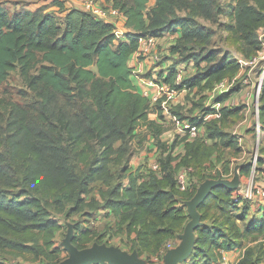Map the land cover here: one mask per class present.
Returning <instances> with one entry per match:
<instances>
[{"label": "trees", "instance_id": "obj_1", "mask_svg": "<svg viewBox=\"0 0 264 264\" xmlns=\"http://www.w3.org/2000/svg\"><path fill=\"white\" fill-rule=\"evenodd\" d=\"M235 1L229 16L236 21V32L255 49L260 48L258 29L264 26V0ZM51 2L57 10H47L48 5L11 9L7 3L0 2V84L12 70L18 69L24 84L38 98L40 118L47 124L54 123L57 128L53 147H47L45 152L39 151L37 146L31 148L29 156L36 165L26 164L21 176L6 158L3 159L5 167L0 166V180H5L0 181V264L9 262L2 252L41 264L62 260L64 248L55 242L56 233L62 227L51 209L65 212L69 217L72 212L82 210L84 205L97 208L98 204L114 218L116 230H124L127 239L134 234L128 250L137 249L149 263H158L168 249L167 243H178V235L189 220L184 201L194 195L204 179L232 174L228 165L215 176L201 174L199 170L204 158L214 152H211L213 147L200 139L186 143L182 157L174 162L172 146L166 145V140L158 134L159 127L148 119L149 99L132 82L129 58L138 52L142 37H161L180 29L182 35L170 49L172 53H185L184 58L189 59L194 56L186 54L190 38L209 40L210 34L192 15L179 14L175 0H154L152 5H149L150 0H107L123 16L127 28L123 37H117L114 24L86 10L66 8L63 0ZM200 2L209 18L223 13L214 0ZM195 58L206 61V65L183 79L177 88L192 87L203 79L220 80L227 71L239 67L230 55L217 58L213 51H201L200 58ZM175 72V66L168 68L162 79L175 85ZM231 91L219 94L217 101L225 99ZM61 99L68 106H78V116L85 131L77 121H72L68 108L58 109ZM242 107L223 106L219 112L225 117H235ZM258 119L263 130L259 151L263 152L264 79L259 94ZM19 124L22 123L19 121ZM75 124L79 126L75 128ZM140 125L157 130L156 137L161 146L159 169L145 177L141 167L125 164L121 174L126 182L119 180L105 192H100L102 202L86 203L83 194L87 193L98 170H106L105 161L113 150L112 142L115 139L131 140ZM224 127V123L211 125L208 137L219 138L224 147L235 146L233 155L236 156L241 150ZM83 134L103 148L100 165L86 167L85 153L79 147ZM259 161L258 168L264 174V159ZM180 165L190 168L187 175L194 167L198 181H186L181 188L176 178L182 169L177 172ZM250 168L251 163L244 161L239 173L246 175ZM6 186L18 188L10 192ZM235 193L236 189L224 185L210 191L198 207L203 224L195 230L193 251L178 264H215L222 259L224 250L242 248L245 242L259 238L262 240L257 245L245 247L235 264H258L264 258V210L259 215V209L247 219L248 197ZM102 233L94 238L93 231L81 229L78 222H74L72 242L82 248L94 241L103 242L104 236L106 242L108 236L114 237L106 229Z\"/></svg>", "mask_w": 264, "mask_h": 264}, {"label": "rangeland", "instance_id": "obj_2", "mask_svg": "<svg viewBox=\"0 0 264 264\" xmlns=\"http://www.w3.org/2000/svg\"><path fill=\"white\" fill-rule=\"evenodd\" d=\"M214 1L219 4L223 13H215L216 15L214 18H209L206 16L205 7L200 0H175L177 12L181 15H192L200 25L205 26V31L210 34V39L205 40L200 37H191L186 54L192 53L194 56L185 59V53H172L170 49V46L176 44L181 37V30L177 29L173 32L166 33V35H163L165 37L162 39L159 37V41L157 40L155 45L146 53L147 56L151 55V59L153 60L149 72L145 75H140L139 73H137V75L149 77L157 72L156 76L159 80H162L168 68L175 66L176 68L181 67L185 70L183 79H186L200 71L199 69H202L206 65V61L199 59L201 51H203V53L206 51H213V53L217 55V58L230 55L231 59L237 62L241 59L244 61L248 60L250 57L257 55L259 51H264V26L258 29V39L260 40L261 47L255 49L254 45L248 44L240 38V33L238 31L236 32V21L232 20L229 16L232 6L236 4V1ZM153 3L154 0H150L149 5ZM23 4L24 1H12L9 6L11 9L13 7L14 9H22L24 8ZM195 57L199 60L196 61ZM139 58H142V55H140ZM249 68V66L243 67L239 65L236 70L227 71L220 80L203 79L200 84L192 87L183 85L179 88V95L168 97L166 94H162L158 101L148 110L150 118L160 119V121L157 122L160 126L159 136L165 137L164 139H166V141L164 142H166V145L169 147L172 146V150L176 147L175 150L177 149V154H175L176 159L174 162L182 157L185 144L196 139L208 143L206 145L213 147L211 152H214L212 155L210 153L207 158H204L199 170L202 175L210 174L215 176L218 174V171L228 165L231 168V174L233 176L235 164L249 161L251 163V168L249 173L246 174L248 182L240 185L239 188L245 187L259 179L255 177L256 170H259V159H264V156H260V148L259 143L257 144L256 136L254 139L250 135L249 141H245V139L238 140L241 131L246 127L243 125L244 122L247 124L249 123V125L253 124L254 126L253 105H251L250 114L248 115V117H251L252 122L246 118L242 123L241 121L243 117H245L243 113H238L235 117H225L219 110L223 106H226V108H233L235 103H241L243 97L239 94L240 87L244 86L245 91L251 89L249 77H244L247 80L246 82L241 77ZM254 74L255 73H251V77H253ZM224 79L228 81L227 91L231 89L232 91L225 99L217 101L219 94L225 90L219 92L220 90H217L216 86L219 81ZM232 80L233 82H231ZM37 99L36 94L24 84L18 69L12 70L6 80L0 84V166L3 168L5 167L4 158L8 161L10 160L13 168L19 171V176H21L25 170L23 167L29 162L32 165H36V161H33L29 156V153L32 151L31 148L37 146L39 151L48 150L47 147L52 146V142L55 139L54 137H56L57 128L55 124H47L40 118ZM242 104L243 103H241L240 106H242ZM67 108L70 111L72 121H77L83 128V131H85L83 122H81L78 116L80 114L78 106H68L61 99L58 102V109L66 110ZM23 114H25L24 118L22 116ZM19 121L22 123L21 125ZM222 123L225 124V131L230 133L233 142H236L235 144L241 150V152L236 155V159H233L235 146L224 147L220 144L219 138L208 137V127ZM78 124H75V128L79 126ZM190 125L199 127L195 137H190L188 134L187 127ZM148 130L135 131L134 137L131 140L122 141L115 139L112 142L113 150L105 161L106 170H98V174L90 183L87 193L83 194L86 203H91L92 201H97L98 203L102 202L103 196L100 192H105L119 180L126 182L125 177L121 174V167L125 164L131 165L132 167H141V174L145 177L155 171L153 165L154 163H159L161 146L160 142L157 141V130L153 127H148ZM216 142L218 144L214 145ZM79 147L83 149L85 153L86 167L96 166L102 163L99 159L102 156L103 148L96 140H90L86 134H83ZM253 162L255 164L254 166ZM183 166L184 165L178 166L177 172ZM191 168L192 170L187 175V183L194 179L198 181V175L194 172L195 168ZM0 181L5 180L1 179ZM10 184L12 185V182H10ZM3 185L5 186V184ZM5 188L10 192H14L18 187L6 186ZM251 201L252 199L248 198L249 207ZM245 204H247V202H245ZM239 206L241 207L242 205L239 204ZM95 207L97 208L84 205L82 210L72 212L69 217L65 215V212H57L51 209L54 217L60 222L62 227L56 233V244L62 246L61 241L67 231V223L78 222L81 229L88 228L93 231L94 238L103 235L102 232L106 229V231L113 234V238L116 239L113 242H124L126 246L124 249L128 250L131 238L127 239L125 237L124 230H116L114 218L108 215L106 209L99 207V204ZM238 211L244 213L243 210ZM247 217L246 214V218ZM105 238L107 237L104 236L101 239L105 241ZM108 239L111 240L112 237L108 236ZM261 240L262 238L255 241H247L245 242V246L257 245ZM1 254L9 260L7 264H41L39 261L13 256L7 252H2ZM67 254V251L64 249L60 257L65 258Z\"/></svg>", "mask_w": 264, "mask_h": 264}, {"label": "water", "instance_id": "obj_3", "mask_svg": "<svg viewBox=\"0 0 264 264\" xmlns=\"http://www.w3.org/2000/svg\"><path fill=\"white\" fill-rule=\"evenodd\" d=\"M242 165L243 162L235 164L231 178L209 177L199 183L194 195L184 201L189 220L186 222L183 231L178 235V243L166 249L162 261L154 264H178L188 258L195 246V230L203 224L198 209L199 205L215 186L224 185L230 189H238L241 185L239 170ZM73 234L74 223L68 222L67 231L61 241L63 248L68 253L67 256L57 263L43 264H151L139 255L137 249L127 250L106 241H94L88 246L79 248L72 242Z\"/></svg>", "mask_w": 264, "mask_h": 264}, {"label": "built area", "instance_id": "obj_4", "mask_svg": "<svg viewBox=\"0 0 264 264\" xmlns=\"http://www.w3.org/2000/svg\"><path fill=\"white\" fill-rule=\"evenodd\" d=\"M82 7H83V10H86L90 12L91 14H93L94 16L101 18L103 20H106V21L110 19L112 14H121L117 9H114L111 6H108L106 4L98 3L97 0H84ZM116 30L117 29L115 27V33H116ZM158 39L159 37L152 36V35H147V36L142 37L140 40L137 53L140 55L146 54L150 50V48L155 45ZM238 62L241 63L239 64L240 66L250 67L247 70V72H244L242 74L241 77L243 78V80H245V82L247 80L244 77L245 76L249 77V84H251V89H250L251 91L250 90L245 91V97L241 100V103H243L242 106L253 105L252 112L255 117V122H254L255 136H256V140L258 144L259 139L263 132L261 125L259 123V119H258V103H259V94L261 92L262 83L264 79V51L261 50L258 52L257 55L250 57L248 60L244 61L243 59H241ZM156 73L146 78L147 85L149 87L154 86L155 91L149 90V87L143 88L140 90L138 89L142 95L148 97L150 106L154 105L162 94H166L168 97L179 95V88H177L176 86L181 85L185 70L181 67L176 68V72L174 76L175 85H171L165 82L163 79L159 80L158 77L156 76ZM251 73H255L253 77H251ZM231 82H233V80ZM227 83L228 81L225 79L219 81V83L216 86L217 90H220L219 92H222L224 90L227 91L228 89ZM245 120H246V117H244V121ZM198 128L199 127L196 125L188 126L187 129H188L189 136L195 137L199 130ZM254 165L255 164L253 162V166ZM153 168L154 170H158L159 169L158 163H154ZM189 169H190L189 167H184L177 174V177H176L177 182L181 188H183L184 185L186 184V176H187ZM235 194H238L243 197H248V198H252L253 194H257L263 197L264 189L262 186L256 185L254 182H252L251 184H248L245 187L236 189ZM166 246L169 248L175 245H173L171 242H168Z\"/></svg>", "mask_w": 264, "mask_h": 264}, {"label": "crops", "instance_id": "obj_5", "mask_svg": "<svg viewBox=\"0 0 264 264\" xmlns=\"http://www.w3.org/2000/svg\"><path fill=\"white\" fill-rule=\"evenodd\" d=\"M12 1H14V2H22V1H24V4H23L24 7L30 8V9H35V8L41 6V5H48L47 10H53V11L57 10L56 6L54 4H52V2H51L52 0H0V2H4L5 4L7 3L8 5H11ZM63 1H64V6L66 8L76 7V8H79V9H83L82 4H83L84 0H63ZM97 1H98V3H102V4H106V5L110 6V4L107 2V0H97ZM16 4H18V3H16ZM61 14H64V13L62 12ZM108 22H110V23L115 25V27L117 29L116 30L117 36L118 37H123V34H124V32L127 31V28L124 26V19L121 16V14H112V16L110 17ZM164 35H166V33ZM164 37L165 36L161 37V39L164 38ZM141 55H142V58H139L138 53L134 52V53H132L130 55V58H129V65L132 68V74H131L132 82L136 86V88L139 89V90L143 89V88H147L149 86L147 85V82H146L147 76H138L137 73H139L140 75H145L146 73H148L149 72V68L151 67L152 61H153L151 59L152 58L151 55H148V56L146 54H141ZM149 90L155 91V87L151 86V87H149ZM239 94L243 98L245 97V88H244V86L240 87ZM239 104H240V102L239 103H235V106H239ZM250 108H251V105H246V106L244 105L242 107V109L239 111V113H243L244 116L246 118H248V120L251 121V117H248V115L250 114V110H251ZM163 112H165V111H163ZM148 119L149 120H153L155 125L160 127L157 124V122H159L160 119L150 118L149 117V112H148ZM253 120L255 121V117L253 118ZM241 122L242 123L244 122V117H243ZM243 125H244V127L245 126L246 127L243 129V131H241L240 135L238 136V140L240 141L242 139H245V141H249V136L250 135L255 139V127L253 126V124L249 125V123L247 124L246 122H244ZM137 130H139V131L148 130V127L146 125H140L139 127L136 128L135 131H137ZM160 137L162 139L165 138V137H162V136H160ZM164 140H166V139H164ZM175 148L172 150V154L173 155L177 154L176 153L177 149L175 150ZM260 156H264V151L260 152ZM233 159H236V156H234ZM262 166H264V162L262 163ZM225 176L227 178H231L232 177L229 174H226ZM255 177H258L259 179H257V181H255L254 183L256 185L262 186L263 189H264V174H260V171H258L256 173ZM240 180H241V185H243V184L248 182V179H247L245 174H240ZM251 199H252V201L249 204L251 208L249 207V209H248V212H247V216L248 217H247V219L251 218V216L253 217L255 214H257L259 209L261 211V212H258L259 215H261L262 211L264 210V196L262 197L260 195L253 194ZM133 236H134V234L132 233L131 234V238ZM115 240L116 239H114L112 237V239L111 240L109 239L108 241L111 244L121 245L123 247H126L124 245V243L121 242V241L113 242ZM245 247L246 246H244L242 248L224 250L222 252V259L220 261L216 262L215 264H235L239 260V258L241 257ZM258 264H264V258Z\"/></svg>", "mask_w": 264, "mask_h": 264}]
</instances>
